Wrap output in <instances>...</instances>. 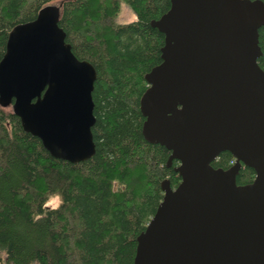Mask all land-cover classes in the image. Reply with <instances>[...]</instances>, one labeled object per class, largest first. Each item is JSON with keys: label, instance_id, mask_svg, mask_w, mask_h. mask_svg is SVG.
Here are the masks:
<instances>
[{"label": "water", "instance_id": "obj_1", "mask_svg": "<svg viewBox=\"0 0 264 264\" xmlns=\"http://www.w3.org/2000/svg\"><path fill=\"white\" fill-rule=\"evenodd\" d=\"M170 1L150 22L165 38L140 110L144 138L171 151L167 165L179 161L181 180H162L132 264H264V0ZM60 6L46 4L9 31L0 105L52 156L77 163L96 151L97 70L66 40ZM226 150L235 163L214 167ZM243 166L256 175L240 184Z\"/></svg>", "mask_w": 264, "mask_h": 264}, {"label": "trees", "instance_id": "obj_2", "mask_svg": "<svg viewBox=\"0 0 264 264\" xmlns=\"http://www.w3.org/2000/svg\"><path fill=\"white\" fill-rule=\"evenodd\" d=\"M59 2L66 40L97 70L96 151L77 163L52 156L11 106L0 105V264H132L137 236L163 199L162 180L174 187L181 180L178 160L167 165L171 151L144 138L140 110L145 73L161 62L165 38L150 22L171 1L0 0V59L14 25ZM123 2L135 19L116 20ZM259 43L264 68V26ZM232 159L223 151L212 165L227 168ZM254 176L244 166L237 181ZM52 198L59 203L48 205Z\"/></svg>", "mask_w": 264, "mask_h": 264}, {"label": "rangeland", "instance_id": "obj_3", "mask_svg": "<svg viewBox=\"0 0 264 264\" xmlns=\"http://www.w3.org/2000/svg\"><path fill=\"white\" fill-rule=\"evenodd\" d=\"M135 17H136L135 12L126 3L123 2L120 6V10L116 20L119 22H128L135 19ZM58 203H59L58 198H52L49 200L48 205L55 206ZM32 264H37V263H32Z\"/></svg>", "mask_w": 264, "mask_h": 264}]
</instances>
